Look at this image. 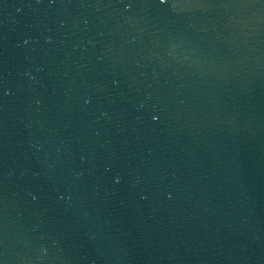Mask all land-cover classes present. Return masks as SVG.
Listing matches in <instances>:
<instances>
[{
  "label": "water",
  "instance_id": "obj_1",
  "mask_svg": "<svg viewBox=\"0 0 264 264\" xmlns=\"http://www.w3.org/2000/svg\"><path fill=\"white\" fill-rule=\"evenodd\" d=\"M0 264H264V0H0Z\"/></svg>",
  "mask_w": 264,
  "mask_h": 264
}]
</instances>
